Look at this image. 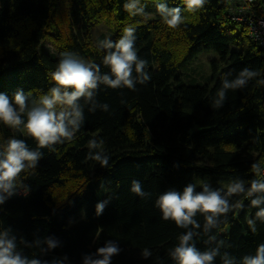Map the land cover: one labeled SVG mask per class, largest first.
I'll return each mask as SVG.
<instances>
[{"label":"trees","instance_id":"obj_1","mask_svg":"<svg viewBox=\"0 0 264 264\" xmlns=\"http://www.w3.org/2000/svg\"><path fill=\"white\" fill-rule=\"evenodd\" d=\"M126 2L0 0V93L10 100L22 91L31 106L47 94L64 52L107 73L106 50L92 40L91 29L110 18L115 27L112 41L126 27L135 29V49L147 62L150 76L135 90L100 85L94 111L82 98V126L62 144L40 149L22 125L10 128L0 123V151L8 139L16 138L42 153L36 168L26 169L18 179V189H23L22 183L26 194L15 192L0 204V231L10 229L17 250L39 264H84L85 257L108 241L120 249L110 264H177L170 251L186 230L162 218L155 206L162 193H182L189 184L198 185L197 192L205 184L226 192L220 184L244 181L247 187L253 179H264V84L258 83L264 80V56L245 25L232 20L234 2L206 0L193 11L185 0H140L146 15H131ZM159 3L181 9L177 28L163 22ZM208 53L217 58L210 61L212 75L200 85L184 84L180 68ZM244 68L260 75L243 88L228 90L222 107H214L223 79H234ZM103 104L107 111L101 109ZM90 140L103 144L89 149ZM90 151L102 152L108 164L89 159ZM254 163L260 164L259 176L251 168ZM134 180L148 195L131 192ZM257 196L264 193L231 197L230 203L239 201L242 207L230 211L226 222L221 217L219 227L208 233L203 231V216L195 217L200 224L193 240L196 249L218 248L212 264H224L222 256L241 264L244 256L255 255L264 244V221L255 216L264 209V200L257 207L250 202ZM104 201L96 215V205ZM248 219L254 221L255 233ZM48 237L57 241L55 248H48ZM145 249L151 252L148 258L142 256Z\"/></svg>","mask_w":264,"mask_h":264},{"label":"clouds","instance_id":"obj_2","mask_svg":"<svg viewBox=\"0 0 264 264\" xmlns=\"http://www.w3.org/2000/svg\"><path fill=\"white\" fill-rule=\"evenodd\" d=\"M206 0H185L189 10L202 8ZM157 12L163 18V22L170 28H177L182 23L181 9L169 8L165 3L157 4ZM131 15H146L145 6L140 0H127L124 5ZM264 24V22H262ZM135 29L131 26L123 30V35L116 41L105 39L98 42V47L106 50L103 64L108 68L107 73H102L100 66L87 62L71 52L62 53L55 71L51 74L54 86L47 94L34 101L31 106L28 96L22 91H17L10 100L5 93H0V123L10 128L23 126L24 132L32 138L40 149L56 144H62L65 140H72L76 131L80 129L84 121L83 109L80 104L83 98L85 102L92 103L90 111H94L96 104L94 96L100 85L111 89L128 88L135 90L137 83H145L150 79L145 71L147 62L138 57L135 49ZM135 72V76L133 75ZM230 75V74H229ZM260 75L258 71L248 68L242 69L232 80L223 79L220 89L216 93L214 107H222L228 90H236L247 86L248 82ZM264 84V80L258 81ZM107 111L108 105H100ZM26 116V119L23 117ZM103 141H89V149H99ZM42 158L40 151L30 149L24 140L10 138L0 151V204L14 195L18 189L20 174L26 169H35L37 162ZM89 159L98 161L101 166L108 164V157L102 152L90 151ZM257 174L261 173L259 163L251 166ZM25 193L27 188L21 183ZM131 192L144 197L146 194L139 181H133ZM257 193H264V179H253L246 187L244 181L231 182L226 192L212 189L209 185L202 186L197 192L196 186L187 185L182 193L176 190H168L162 193L156 200V207L162 213L164 220H170L181 229H185L179 237V243L170 251V256L177 264H212L218 255V248L211 251L200 252L196 249L193 240L198 235L196 229L200 228L195 219L197 214L203 216L204 233L218 228L221 217L227 218V214L234 208H241L239 201L230 203L233 196L243 195L251 198ZM264 197L257 196L251 199V206L257 207ZM107 201L98 203L95 207L96 215H100ZM257 219L264 221V209L255 213ZM247 224L253 233L256 232L254 221L247 220ZM10 229L0 231V264H39L36 259H29L17 250L15 235H11ZM216 239L210 236L209 240ZM40 241H37L39 244ZM48 248H55L57 241L48 237L45 241ZM223 244V241H220ZM120 252L119 247L113 241L97 249L94 255L85 257L84 264H110V258ZM144 258L151 256V252L145 249ZM224 264H232L227 257H221ZM241 264H264V244H260L255 255L244 256Z\"/></svg>","mask_w":264,"mask_h":264},{"label":"rangeland","instance_id":"obj_3","mask_svg":"<svg viewBox=\"0 0 264 264\" xmlns=\"http://www.w3.org/2000/svg\"><path fill=\"white\" fill-rule=\"evenodd\" d=\"M58 16H59L58 19L63 21L62 18H64V15L62 13H59ZM114 32H115L114 21L110 18L94 26L91 29V37L92 40L96 44H98L99 41L109 39L114 34ZM48 45L51 47L52 44L48 43ZM48 45H46V47H48ZM215 59H217L215 54L208 53V54L199 55L196 58H194L192 61L184 64L178 72L183 83L188 85L194 83H198L199 85L203 84L206 81V79L212 75L210 61H213ZM223 185L224 184H220V186L224 190H227L228 186H223Z\"/></svg>","mask_w":264,"mask_h":264},{"label":"built area","instance_id":"obj_4","mask_svg":"<svg viewBox=\"0 0 264 264\" xmlns=\"http://www.w3.org/2000/svg\"><path fill=\"white\" fill-rule=\"evenodd\" d=\"M232 20L245 25L249 38L255 42L264 56V0H232ZM17 195H25L18 189Z\"/></svg>","mask_w":264,"mask_h":264}]
</instances>
